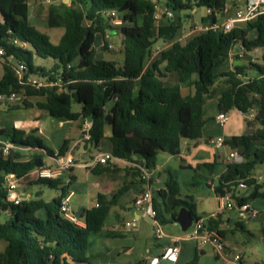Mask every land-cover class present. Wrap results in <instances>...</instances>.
Wrapping results in <instances>:
<instances>
[{"label":"trees","instance_id":"16d2710c","mask_svg":"<svg viewBox=\"0 0 264 264\" xmlns=\"http://www.w3.org/2000/svg\"><path fill=\"white\" fill-rule=\"evenodd\" d=\"M229 0H69L50 5L49 28H62L63 34L57 44L27 22V0H0V47L5 58L12 57L14 65L23 63L29 75L51 80H60L65 91L57 88L35 89L19 84L14 71L4 66L0 79V93H15L28 106L27 99L43 98L36 107L59 121H76L79 118L91 121L90 140L83 142L84 149L95 147L105 138L106 116L112 121L109 141L112 155L121 160L135 163L147 170L155 167L159 152L170 155L179 153L181 139L201 138L205 124L203 107L212 93L217 80L222 79L227 88L217 97L219 112L237 110L245 115L253 107L257 112L253 121H247L252 134L234 136L225 140L230 149L238 150L244 157L239 164L229 163L225 173L213 188L216 196L228 195L237 206L246 204L251 198L263 197L264 192H254L245 199L236 194L240 181L252 185L251 177L257 166L264 169V65L248 64L234 66L226 73L216 74L219 59L240 44L246 51L264 47V14L228 33L211 30L192 36L186 43L174 41L151 59L155 41L172 40L181 27L183 16L177 14L204 8L202 22H215L224 14ZM170 10L171 19L155 25L154 12L157 7ZM112 11L116 17L106 13ZM177 14V17L174 15ZM120 19L118 28L111 21ZM118 30L122 36L120 66L113 60H94L93 44L97 33L104 37L106 32ZM86 31L87 34H86ZM256 37L250 38V33ZM17 39L22 46L12 44ZM35 57L53 60L50 68L35 64ZM264 57V56H263ZM164 64L161 69L160 66ZM12 65V66H14ZM69 66V67H68ZM176 76L175 84H168V75ZM189 89L183 95L181 90ZM72 104L80 106L79 112ZM260 127L255 128L254 124ZM12 148L6 157L0 152V241L5 242L0 252V264H90L87 257L89 239L102 234L114 236L102 230L111 206L115 205L124 189H119L109 198L99 195L97 205L84 210L81 219L84 227H78L59 214L61 198L66 195L68 184L60 188L61 194L48 202L42 200L23 201L15 204L7 199L6 178L13 176L17 181L44 165L42 155L52 152L43 147L34 132L26 134L18 129H0ZM64 141L57 155L66 152ZM89 169L98 172L97 165ZM132 170L140 175L139 170ZM35 183L58 189L57 180H35ZM191 186L194 187L193 184ZM157 195L161 204L154 203L157 220L161 225L172 222L181 208L189 211L193 221L198 220L192 204L179 199V185L170 180ZM45 211V219L34 215ZM168 214V218L165 217ZM218 220L208 219L207 227L218 230ZM264 238V227L261 228ZM196 260L190 264H195ZM135 264H147L139 260Z\"/></svg>","mask_w":264,"mask_h":264},{"label":"crops","instance_id":"0c3cea01","mask_svg":"<svg viewBox=\"0 0 264 264\" xmlns=\"http://www.w3.org/2000/svg\"><path fill=\"white\" fill-rule=\"evenodd\" d=\"M42 1L50 3L51 5H58L59 2V0ZM38 2V0H27V22L37 30L38 18L42 10ZM244 2L245 0H229L228 5L235 6V11ZM234 11L227 8L224 14L217 18V20L221 21L232 17ZM165 22L166 19H161L160 24H164ZM158 43H160L161 47L155 48L151 59L156 58L158 52L169 47L173 41L160 42L159 39ZM180 43L184 44L183 42ZM227 57L229 58L231 67L230 71L234 66L240 65L239 61H234L229 55L225 58ZM222 61L224 62L223 59ZM14 63L13 58L0 60V79L4 75V66L6 65L13 70L14 66L12 65ZM163 67L164 64L160 66L161 69ZM171 76L175 79L172 84H175L177 79L173 74L168 75L166 82L169 81ZM226 88L227 86H223L221 91ZM221 91L212 92V97L206 101L203 107L205 124L201 129V138L197 140L181 139L179 153L177 155L159 152L156 156L155 167L148 170V183L142 182L137 172L132 170L135 163L121 159L107 165H97L98 172L96 174L84 168L82 163H76L74 167L60 178L61 185L59 188L71 181L66 189V194L71 193V209L80 219L84 210L96 206L99 195H104L109 198L119 189H124L115 205L111 206L102 227L104 232L112 233L114 236L107 237L98 234L91 236L89 239L87 257L90 264H135L139 260H144L147 264H150L153 258H158L159 264H190L194 260H196L195 264H247L245 255L248 252V241L243 236V233L249 237L253 236L252 228L246 224L247 221L253 220L241 219L237 209L231 211L219 210L221 200L219 196L214 194L213 188L217 186L219 177L227 169L229 164L227 155L231 149L226 144L219 148H214L210 144V140L219 136L228 140L231 137L240 136L250 129H246L243 132V126L238 122V119L232 122L234 119L233 116H229L224 127H219L216 124L215 116L219 113L217 97ZM22 101L23 99L18 97L14 102L0 106V129H18L26 134L34 132V136L42 141L43 147L52 152L54 156L57 154L63 142L66 141L65 155H70L75 159L74 154L77 153L79 157L85 158L87 152H89V148L84 149V143L81 142V137L83 122L89 119L79 118L76 121H59L36 107V104L43 101V98H28V106L26 107L22 105ZM106 127L109 126L107 125ZM104 135L109 140L110 135L105 133V130ZM111 151L112 147L110 146V148L104 149L98 155L111 153ZM37 153L42 156L45 155L51 160V164H53V157H48L44 150L37 151ZM42 160L44 161L43 157ZM44 164L48 165L45 162ZM80 169H83L85 172ZM251 177L255 180V183L246 185V188L237 187V195L247 199L256 191L260 193L264 192V177L255 176L254 172H252ZM170 180L178 183L179 199L193 205V211L196 217L203 220H218V230L223 232L221 235L224 243V251L222 254H217L210 245H200L193 240L186 239L184 232L181 231L175 221L162 225L163 235L154 244L147 241L142 244L139 243V223H141L145 216L134 207V200L148 185L153 192L154 203L161 204L162 199L157 195V192L165 189L166 183ZM34 184L35 182L27 183L26 185L19 184L17 192L23 197V201L30 200L32 195L31 186ZM56 191L57 194L55 197H59L61 191L60 189ZM37 193V196H40L39 200L44 202H48L54 197L44 200L42 197L43 191L40 190ZM75 195L78 198V204L72 201ZM246 204L250 209L258 212L257 218L261 213H264V199L261 201H247ZM41 212L38 210L35 213L40 219L44 217ZM168 216V214H165L166 218ZM4 219L5 215L0 214V220L2 221ZM127 222H134V228H125L124 225ZM259 222V231L261 232V228L264 227V216L260 218ZM175 239H179L178 260L175 263H170L162 257L165 249ZM262 239L264 241L263 236ZM236 255L240 258L238 262L233 261V257ZM251 261V264H264L263 261H257L255 259Z\"/></svg>","mask_w":264,"mask_h":264},{"label":"built area","instance_id":"2783aa9c","mask_svg":"<svg viewBox=\"0 0 264 264\" xmlns=\"http://www.w3.org/2000/svg\"><path fill=\"white\" fill-rule=\"evenodd\" d=\"M206 13L209 12L207 11ZM260 14H264V0H245L244 4L241 7L235 9L232 17L223 19L221 21L217 20L215 22L209 20L208 22H203L199 26L194 25L192 27V32L198 31L199 33H201L204 31L211 30L214 32H222L225 34L230 32L232 29H234L237 26V24L251 22L255 20ZM172 17H173V13L170 10L163 9L159 6L156 8L153 15L156 26L159 25L161 19H171ZM112 22L119 23V25L121 24L120 19L119 20L114 19L111 21V23ZM179 41L181 42V39ZM12 44L17 47L22 46V44L17 39H13ZM235 46L238 47L237 51L234 50ZM108 47H110V45H108ZM244 51L245 49L240 44H236L228 51V55L230 57L235 55H237L238 57H242ZM8 58H12V57L10 56L5 58V51L2 47H0V60H5ZM13 71L15 77L17 78L19 84L21 85L30 86L35 89L57 88L58 92L65 91V88L60 80H51L48 77L41 78L33 75H29L28 77H26L27 69L23 63L15 64ZM18 97L20 96L15 93H9V94L0 93V106H3L7 103H12ZM247 116H248V120L250 121L254 120L255 118V114L252 112V110H249ZM228 119L229 117L225 112H219L215 116V122L219 127H224ZM90 129H91V121L85 120L83 122L81 142H86L90 140V133H89ZM210 144L214 148H219L225 144V139L219 136L217 138L211 139ZM12 147L13 146L11 145V143L0 135V152L3 157H6L8 155L9 149ZM52 159H53V164L51 165L44 164L42 167L37 168L30 173L33 174L35 180L60 179L66 172H68L72 167L76 165L74 158L70 155L64 154L60 156L56 154ZM227 159L229 163H235V164H239L244 161L243 155L236 149H231L229 151L227 155ZM118 160L120 159L114 157L112 153H107V154H101L95 156L89 162L83 163L82 166L84 168H88V167L91 168L94 167L95 165H107L116 162ZM133 167H136L139 170L140 180L142 182L148 183L149 181L148 170L138 165H133ZM18 182L20 181L14 179L13 176H8L6 178L7 199L9 201H13L15 204L21 201V199L17 197L15 194V189L18 185ZM238 187L246 188L244 181H240ZM70 196L71 193H67L64 197L61 198L59 205V214L62 216L64 220L78 227H84L83 220L78 218L71 209ZM219 198L221 200V206L219 208L220 211L223 210L231 211L233 209H237L240 218L243 220H254L258 216V212L253 209H250L247 204L237 206L235 201L232 198H230L228 195ZM134 207L143 216H148L153 220L154 236L156 240H159L163 235L162 225L156 219L157 213L153 206V192L151 191L148 185L146 189L142 193H140L137 196V198L134 200ZM207 221L208 219L207 220L198 219L194 221L192 226L189 228V230L187 232H184L185 238L189 240H193L200 245H206V244L210 245L213 247L214 251L217 254H222L224 251L223 239L217 230H211L207 227ZM124 226L127 229L134 228L135 223L127 222L125 223ZM178 242L179 239H175L172 241L171 245L165 249L162 257L163 259H165L170 263H175L178 260V255H179ZM239 259L240 258L237 255L233 257L234 262H238ZM150 264H159V259L153 258L150 261Z\"/></svg>","mask_w":264,"mask_h":264},{"label":"rangeland","instance_id":"374dc122","mask_svg":"<svg viewBox=\"0 0 264 264\" xmlns=\"http://www.w3.org/2000/svg\"><path fill=\"white\" fill-rule=\"evenodd\" d=\"M38 1H39L38 2L39 6H41L42 10H41L40 16L38 18L39 22L37 24V28L41 33H44L48 36V38L52 44H57L59 41V38L63 34V29L62 28H49L48 27V25H47L48 12H49V6L51 4L47 3V2H43L42 0H38ZM61 1H63V0H59L58 4L61 3ZM67 4H69V3H67ZM234 7L235 6L227 5L226 9L228 8L231 11H234ZM106 14L109 16L116 17L115 13L112 11H109ZM177 14H181L183 16L182 21H181V29H179L176 36L170 41L174 42L175 40L179 41L181 39V42L186 43L192 36L199 33L198 31L192 32V27L194 25L199 26L203 23L201 21V18L206 15V11L204 8H200V9H195L194 12L192 10V11L180 12ZM177 14H175L174 17H177ZM117 20H119V19L117 18ZM239 24L242 25L241 23H239ZM110 25L112 27H115V28H118L120 26L119 23H113V22ZM254 37H256V34L253 32L250 33V38L253 39ZM108 45H110V47H108ZM93 47H94V60L95 61L101 60V59L113 60L117 63L118 66H120L121 55H122V36L118 30L106 32L104 37H102L101 34L97 33L95 35V42H94ZM156 47H161V45H160V43H158L157 39L155 41V44L152 47V53L154 52ZM234 50L237 51L238 47L235 46ZM263 56H264V47H255V48H252L250 51L245 50L242 54V57H238L237 55H235V56H232V59L234 61H239L241 66H247L248 64H251V63L263 66L264 65V57ZM223 60H224V62L222 61V59L218 60L219 62H218L217 67L215 69V73L217 75L221 74V73L229 72L231 69L230 64H229V58L228 57L223 58ZM35 64L46 66L47 68H50L53 65V60H51V59L45 60V59L35 57ZM174 81H175L174 77L171 76L167 83L172 84ZM223 86H225L223 83V80L222 79L217 80L216 84L212 87V92L221 91V88H223ZM186 93H190V91L185 88V89H183L182 94H186ZM212 95H213V93H211V96ZM72 110L74 112H78L80 110V106L78 104H72ZM251 110L254 114H256L257 107H253ZM227 115H228V117L229 116L234 117L232 122H234L235 120L238 119V122L241 124V126H243V129H244L243 132L246 129H248L247 121H250V120H248L247 114L243 115L236 110H231L228 112ZM251 121H253V120H251ZM254 127L259 128L260 126L255 123ZM110 132H111L110 128L105 127V133H108L110 135ZM110 146H111L110 141L108 140V138L105 137L97 148H95V147L89 148V152H87L85 158L79 157L78 154L75 153L74 154V157H75L74 160L78 164L87 163L92 158L97 156L99 153H102L104 151V149H106L108 147L110 148ZM43 158H44V162L46 164H48V165L51 164V160L49 158H47L45 155H43ZM80 170L85 172L83 169H80ZM253 172H254L255 176L264 177V169L260 166H257ZM79 179H81V178H79ZM32 182H35L33 174H30V175L26 176L25 178H23L22 180H20V183H18V185L15 189L16 196L19 197L21 200L23 199V197L19 195V192H17V188H18L19 184L20 185H26L27 183L29 184ZM80 182H82V181H80ZM31 187H32L31 188L32 189L31 190L32 195H31V198L29 201L39 200L40 196H37V194H38L37 192L40 190L43 191L42 197L44 200H48V199L52 198L53 196L54 197L52 199L57 198V197H55L57 194V191H56L57 189L49 188L47 186L37 184V183H35ZM58 189H60V188H58ZM76 195L72 201H73V203L78 204L79 202H78V198ZM263 199H264V196L263 197H256L254 199L250 198L248 201H254V200L261 201ZM40 211H42L41 213L44 216L42 219L44 220L45 219V211L42 209ZM35 213H34V215H35ZM263 216H264V213H261L256 220L246 222L247 226L252 228V232H253V236H250V237L247 236L245 233H243L244 234L243 236L248 241V244H247L248 252L245 255L247 264H251L252 259L264 262V241L262 239L261 232L259 231V228H260V224H259L260 222L259 221H260V218ZM152 225H153V220L148 216H145V218L142 219L141 223H139V227H140V231L138 232L139 243L142 244V243H145L147 241L149 243L154 244V242L158 241L155 239L154 230H153L154 228ZM5 245H6L5 242L0 241V252L4 249Z\"/></svg>","mask_w":264,"mask_h":264},{"label":"water","instance_id":"95a60500","mask_svg":"<svg viewBox=\"0 0 264 264\" xmlns=\"http://www.w3.org/2000/svg\"><path fill=\"white\" fill-rule=\"evenodd\" d=\"M63 2L65 4L69 3V0H63ZM88 31H86L87 34ZM162 41V39H160V42ZM105 120L107 122L108 126H111L112 121L109 119V116L105 117ZM254 132V130H247L246 132H244V135H249L252 134ZM180 227L182 232H187L189 230V228L192 226L193 224V219L190 216V213L188 210H186L185 208H181L177 214V217L174 220Z\"/></svg>","mask_w":264,"mask_h":264}]
</instances>
